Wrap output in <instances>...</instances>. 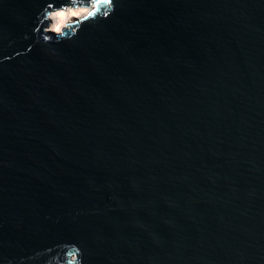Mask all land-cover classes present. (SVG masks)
Returning a JSON list of instances; mask_svg holds the SVG:
<instances>
[{
	"label": "water",
	"instance_id": "95a60500",
	"mask_svg": "<svg viewBox=\"0 0 264 264\" xmlns=\"http://www.w3.org/2000/svg\"><path fill=\"white\" fill-rule=\"evenodd\" d=\"M0 264H264V0H0Z\"/></svg>",
	"mask_w": 264,
	"mask_h": 264
},
{
	"label": "bare ground",
	"instance_id": "6f19581e",
	"mask_svg": "<svg viewBox=\"0 0 264 264\" xmlns=\"http://www.w3.org/2000/svg\"><path fill=\"white\" fill-rule=\"evenodd\" d=\"M89 10H85V8H70L66 11H61L59 14H54L52 27L53 30L60 33L62 29L67 25V23L71 22L74 18H80L86 15Z\"/></svg>",
	"mask_w": 264,
	"mask_h": 264
},
{
	"label": "rangeland",
	"instance_id": "374dc122",
	"mask_svg": "<svg viewBox=\"0 0 264 264\" xmlns=\"http://www.w3.org/2000/svg\"><path fill=\"white\" fill-rule=\"evenodd\" d=\"M83 8V7H82ZM85 10H89L88 8H85ZM51 28L53 29V27L51 26Z\"/></svg>",
	"mask_w": 264,
	"mask_h": 264
},
{
	"label": "snow or ice",
	"instance_id": "6c2138e0",
	"mask_svg": "<svg viewBox=\"0 0 264 264\" xmlns=\"http://www.w3.org/2000/svg\"><path fill=\"white\" fill-rule=\"evenodd\" d=\"M89 15H92V13L90 12Z\"/></svg>",
	"mask_w": 264,
	"mask_h": 264
}]
</instances>
